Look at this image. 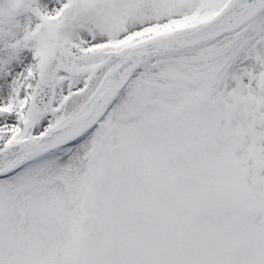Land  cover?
<instances>
[{
    "label": "rangeland",
    "instance_id": "374dc122",
    "mask_svg": "<svg viewBox=\"0 0 264 264\" xmlns=\"http://www.w3.org/2000/svg\"><path fill=\"white\" fill-rule=\"evenodd\" d=\"M72 1L0 0L1 118L14 119L0 118V145L32 130L28 101ZM223 2L78 0L60 33L53 105L34 129L63 114L114 48ZM107 120L0 181V264H264V14L146 65Z\"/></svg>",
    "mask_w": 264,
    "mask_h": 264
},
{
    "label": "water",
    "instance_id": "95a60500",
    "mask_svg": "<svg viewBox=\"0 0 264 264\" xmlns=\"http://www.w3.org/2000/svg\"><path fill=\"white\" fill-rule=\"evenodd\" d=\"M262 8H264V0H231L215 19L198 30L180 31L165 38L151 40L119 55L120 61L110 70L89 103L69 123L54 131L57 132L59 139L55 146L79 136L90 128L104 113L109 100L107 92L123 86L130 75L144 62L156 55L179 52L213 41L224 33L240 28ZM57 58V53L50 58L36 87L34 108L37 111L35 114L43 112L51 101L52 71ZM53 147H48V144L43 146L44 149ZM39 151L28 154L25 158Z\"/></svg>",
    "mask_w": 264,
    "mask_h": 264
},
{
    "label": "bare ground",
    "instance_id": "6f19581e",
    "mask_svg": "<svg viewBox=\"0 0 264 264\" xmlns=\"http://www.w3.org/2000/svg\"><path fill=\"white\" fill-rule=\"evenodd\" d=\"M13 63L7 64L5 67H9V70L11 71L12 67H13ZM110 67V64L101 68L100 70H98L94 76L92 77V79L90 80V83L88 84L87 87H85L83 90L80 91V93L78 95H75L66 111L63 113L62 117H61V121H65L71 114H73L80 106H82L84 104V102L86 101L87 97L92 93V91L95 89V87L97 86V84L99 83V81L101 80V78L103 77L104 73L106 72V70ZM17 68V67H16ZM20 68V67H19ZM9 71V72H10ZM12 73H14L13 69H12ZM7 74L3 75V79H0V83H2V85H0V90L7 86L6 83H4V76H6ZM11 75V74H10ZM1 76V75H0ZM4 83V84H3ZM7 106L9 105V102L5 103ZM58 120V119H57ZM59 121V120H58ZM57 121V122H58ZM59 121V122H61ZM55 122V123H57ZM3 125V124H1ZM9 125V124H8ZM11 162V159H1L0 160V167H7Z\"/></svg>",
    "mask_w": 264,
    "mask_h": 264
}]
</instances>
